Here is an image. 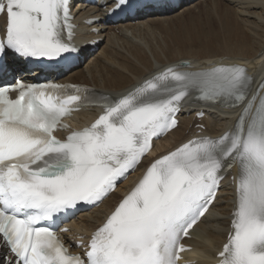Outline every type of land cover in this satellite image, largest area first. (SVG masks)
Masks as SVG:
<instances>
[{
  "label": "snow or ice",
  "instance_id": "snow-or-ice-1",
  "mask_svg": "<svg viewBox=\"0 0 264 264\" xmlns=\"http://www.w3.org/2000/svg\"><path fill=\"white\" fill-rule=\"evenodd\" d=\"M0 16V71L13 54L51 61L76 51L71 0H0ZM253 81L233 64L168 67L118 98L78 85L0 87V246L13 257L0 264H178L191 250L181 239L233 167L237 199L218 264H264V81L249 99ZM190 102L244 107L221 136L190 139L154 159L83 254L39 226L79 203L102 202L136 170L153 139L177 127L176 114ZM86 104L103 111L90 126L69 131L64 118ZM57 131L69 134L60 139Z\"/></svg>",
  "mask_w": 264,
  "mask_h": 264
},
{
  "label": "bare ground",
  "instance_id": "bare-ground-1",
  "mask_svg": "<svg viewBox=\"0 0 264 264\" xmlns=\"http://www.w3.org/2000/svg\"><path fill=\"white\" fill-rule=\"evenodd\" d=\"M179 9L165 7L142 11L133 21L118 24L95 22L86 25V17L104 14L99 6L77 4L74 8L79 23L78 39L85 45L100 39L99 50L86 62L67 75L66 80L97 86L111 95L129 90L158 70L182 60L194 65L208 62H240L251 67L255 74L264 70V0H185ZM151 8V5L147 6ZM98 32H90V29ZM190 107V106H189ZM207 107V106H205ZM181 115L180 126L157 144V152L168 151L189 135L197 111L192 108ZM202 122L207 132L220 134L235 123V111L204 108ZM90 119L92 111L80 113ZM133 178V176H132ZM131 178V179H132ZM131 179L122 184L104 204L79 218V231L86 233L100 224L113 208ZM234 191L228 181L220 191L216 204L193 232L189 243L194 245L196 264H213L229 231V214L233 208ZM1 258V252H0Z\"/></svg>",
  "mask_w": 264,
  "mask_h": 264
}]
</instances>
